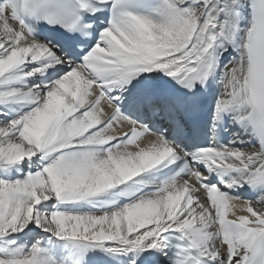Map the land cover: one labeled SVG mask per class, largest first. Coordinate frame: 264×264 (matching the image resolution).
<instances>
[{"label": "snow or ice", "instance_id": "6c2138e0", "mask_svg": "<svg viewBox=\"0 0 264 264\" xmlns=\"http://www.w3.org/2000/svg\"><path fill=\"white\" fill-rule=\"evenodd\" d=\"M0 264H264V0H0Z\"/></svg>", "mask_w": 264, "mask_h": 264}]
</instances>
